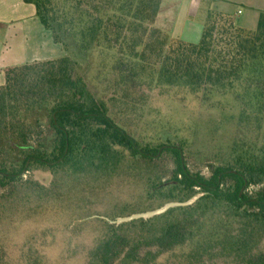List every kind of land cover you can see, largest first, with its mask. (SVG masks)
<instances>
[{"label":"trees","instance_id":"1","mask_svg":"<svg viewBox=\"0 0 264 264\" xmlns=\"http://www.w3.org/2000/svg\"><path fill=\"white\" fill-rule=\"evenodd\" d=\"M25 1L35 5L66 53L6 71L0 86V216L22 192L24 202L42 199L66 181L87 193L128 174L143 194L139 205L119 215L202 196L147 220L116 225L111 214L95 218L100 235L86 264H264V135L235 139L205 175L190 168L185 141L140 139L108 103H138L134 87L198 95L241 86L248 106L263 117L264 11L256 29L245 30L211 9L194 44L156 26L162 0ZM98 53L116 75L109 95L95 93L87 80ZM37 171L53 177L50 187L27 178ZM24 257L25 264H45L42 256ZM11 263L0 245V264Z\"/></svg>","mask_w":264,"mask_h":264},{"label":"rangeland","instance_id":"2","mask_svg":"<svg viewBox=\"0 0 264 264\" xmlns=\"http://www.w3.org/2000/svg\"><path fill=\"white\" fill-rule=\"evenodd\" d=\"M251 17L253 13L244 10L237 21L230 19L240 28L255 30L257 25H249ZM47 43L49 39L43 36L35 51L43 54L49 49ZM107 64L105 54H96L86 75L91 89L99 95L115 92L116 75L109 73ZM133 90L141 97L138 103L109 100L111 113L140 139L185 141L193 171L209 175L208 166L228 155L235 139L243 135L261 139L264 135V116L248 106L241 86L198 95L177 88L151 90L145 86ZM258 122L262 125L260 132ZM129 176L126 174L87 193L82 185L65 181L42 199L24 202L25 193L18 194L13 202L16 204L9 203L5 214L0 216V245L10 255L11 264H25L24 256L30 253L44 257L45 264H86L101 229L93 220L106 218L101 216L105 214L113 216L109 220L128 216L119 213L141 203V183ZM27 178L46 187L53 182L49 173L41 171L30 173ZM261 249L264 251V243Z\"/></svg>","mask_w":264,"mask_h":264},{"label":"crops","instance_id":"3","mask_svg":"<svg viewBox=\"0 0 264 264\" xmlns=\"http://www.w3.org/2000/svg\"><path fill=\"white\" fill-rule=\"evenodd\" d=\"M211 9L236 21L244 10H249L253 13L249 22L252 27L257 25L259 13L264 11V0H162L156 26L174 38L197 44ZM43 36L49 39L46 44L49 49L38 54L35 49ZM65 53L41 24L35 5L25 0H0V86L5 84L8 69L58 59Z\"/></svg>","mask_w":264,"mask_h":264},{"label":"water","instance_id":"4","mask_svg":"<svg viewBox=\"0 0 264 264\" xmlns=\"http://www.w3.org/2000/svg\"><path fill=\"white\" fill-rule=\"evenodd\" d=\"M202 195H197L193 199H190L188 201L179 202V201H173L165 204L164 206L151 210V211H145L141 213H135L131 214L125 217L117 218L116 220H109L110 223L120 225L123 223H129L132 221L140 220V219H151L156 216L163 215L167 213L170 209L173 208H179V207H188L193 205Z\"/></svg>","mask_w":264,"mask_h":264},{"label":"built area","instance_id":"5","mask_svg":"<svg viewBox=\"0 0 264 264\" xmlns=\"http://www.w3.org/2000/svg\"><path fill=\"white\" fill-rule=\"evenodd\" d=\"M239 13H241V12H239Z\"/></svg>","mask_w":264,"mask_h":264}]
</instances>
